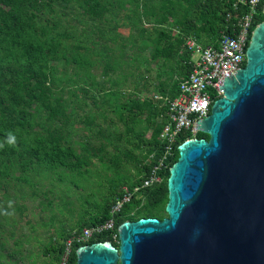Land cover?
Listing matches in <instances>:
<instances>
[{
    "label": "trees",
    "instance_id": "trees-1",
    "mask_svg": "<svg viewBox=\"0 0 264 264\" xmlns=\"http://www.w3.org/2000/svg\"><path fill=\"white\" fill-rule=\"evenodd\" d=\"M234 2L0 0V186L11 179L29 184L27 173L60 177L59 171H67L82 177L93 172L89 161L94 158L113 172L95 211L49 242L44 250L46 264H58L64 242L74 231L109 219L117 230L126 221L166 217V183L177 149L159 184L140 189L115 215L111 209L124 187L132 191L141 185L162 154L158 138L167 123L164 98L177 96L179 83L192 71L186 40L193 38L206 47L215 46L223 34L232 35L231 25L246 11L241 6L234 12ZM262 20L260 10L252 31ZM123 27L130 31L128 37L122 36ZM129 61L137 69L144 63L145 73L151 64L160 63L155 72L160 100L133 94L125 99L115 87L104 90L102 81L97 85L93 69L102 66L103 80ZM69 67L72 77L66 75ZM75 124L84 131L80 141H71L80 134ZM9 133L16 138L11 145ZM91 136L100 140L98 148L91 146ZM191 137L182 133L178 142ZM195 138L208 139L202 133ZM109 146L112 155L106 153ZM131 170L133 176L127 174ZM107 241L118 245L108 234L88 245ZM80 246L72 244L70 264H75Z\"/></svg>",
    "mask_w": 264,
    "mask_h": 264
},
{
    "label": "water",
    "instance_id": "water-1",
    "mask_svg": "<svg viewBox=\"0 0 264 264\" xmlns=\"http://www.w3.org/2000/svg\"><path fill=\"white\" fill-rule=\"evenodd\" d=\"M220 91L196 123L208 139L177 147L166 217L122 223L117 247L80 246L75 264H264V8Z\"/></svg>",
    "mask_w": 264,
    "mask_h": 264
},
{
    "label": "rangeland",
    "instance_id": "rangeland-1",
    "mask_svg": "<svg viewBox=\"0 0 264 264\" xmlns=\"http://www.w3.org/2000/svg\"><path fill=\"white\" fill-rule=\"evenodd\" d=\"M121 30L123 37L129 36V30L125 27ZM145 56H148V51ZM156 64H151L148 72L143 74L145 79L142 76L150 94L155 93V72L160 63ZM132 66L129 64V67ZM141 69L144 72V63ZM101 70L102 66L93 69L97 85L102 81L104 90L115 87L125 94L132 89L133 82L139 76L125 63L120 69L109 71L103 80ZM66 75L72 77L71 67ZM107 79H111L110 82ZM113 83H117V86ZM89 91V94L94 93L93 90ZM74 127L80 134L72 137L71 141H80L84 133L82 126L75 124ZM118 127L121 129L120 125ZM94 138L91 136V146L98 148L100 140ZM75 146L78 148V145ZM106 153L112 155L110 146ZM89 162L93 172L88 171L82 177L59 171L60 181L57 174L35 176L27 173L29 184L11 179L0 186V264H46L49 258L44 256V250L49 242L62 232L69 231L81 217L94 212L96 205L102 203L108 188L107 179L113 177V172L104 169L98 158ZM133 173V170L127 172L131 176ZM19 175V172L14 174L16 177Z\"/></svg>",
    "mask_w": 264,
    "mask_h": 264
},
{
    "label": "built area",
    "instance_id": "built-area-1",
    "mask_svg": "<svg viewBox=\"0 0 264 264\" xmlns=\"http://www.w3.org/2000/svg\"><path fill=\"white\" fill-rule=\"evenodd\" d=\"M241 6L245 7L246 11L231 25L232 35L223 34L215 46L204 47L193 38L186 40L185 48L191 54L189 64L192 65V71L179 83L177 96L171 100L164 99L167 102V123L158 138L162 145V154L140 186L134 187L132 191L127 187L123 188V196L112 206V215L120 212L122 206L129 203L132 195L140 189L162 181L161 174L173 160L175 149L180 144L179 136L189 132L192 135L189 139L195 138L199 133L196 123L209 115L213 102L222 96L220 86L223 81L227 76H233L236 71L244 68L245 50L259 11L263 13L264 0H235L233 11L238 12ZM227 17L229 18V15ZM103 234H108L113 241H117L113 219L84 228L81 232H72L64 242L58 264H70L73 243L88 245Z\"/></svg>",
    "mask_w": 264,
    "mask_h": 264
},
{
    "label": "crops",
    "instance_id": "crops-1",
    "mask_svg": "<svg viewBox=\"0 0 264 264\" xmlns=\"http://www.w3.org/2000/svg\"><path fill=\"white\" fill-rule=\"evenodd\" d=\"M190 57H191V54H190ZM129 64H131V63L129 62L128 64H125V66L128 67V68L134 69V71L136 73H138L139 76H138V79L133 82L134 85H133L132 89H130V91L128 93L125 94V93L122 92V95H124L125 99H127L130 94H133V96L135 98L143 99V98H146V97H148V98H152L153 97L155 100H160L161 96H159L160 94H158L156 92L157 89H158V83L156 82V85L154 87L155 93L150 94L148 92L149 88L144 84V80H143V78L145 79V77L143 75V74H145V72H142L141 67H139V69H137V67H136L137 65H135V66L133 65L134 67L133 66L129 67ZM157 65H158V63L156 64V66ZM142 76H143V78H142ZM123 79H125V77ZM164 99H166V98H164Z\"/></svg>",
    "mask_w": 264,
    "mask_h": 264
},
{
    "label": "clouds",
    "instance_id": "clouds-1",
    "mask_svg": "<svg viewBox=\"0 0 264 264\" xmlns=\"http://www.w3.org/2000/svg\"><path fill=\"white\" fill-rule=\"evenodd\" d=\"M15 139H16L15 136L12 135L11 133H9V134H8L7 143H8L9 145L14 144V143H15ZM2 147H3V145L0 144V148H2Z\"/></svg>",
    "mask_w": 264,
    "mask_h": 264
}]
</instances>
